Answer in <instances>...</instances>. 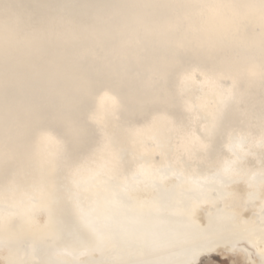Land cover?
Listing matches in <instances>:
<instances>
[{"label":"clouds","instance_id":"1","mask_svg":"<svg viewBox=\"0 0 264 264\" xmlns=\"http://www.w3.org/2000/svg\"><path fill=\"white\" fill-rule=\"evenodd\" d=\"M179 52L222 68L237 107L264 125V0H0V201L10 194L8 177L17 192L35 186L53 204L78 192L71 156L91 123L88 95L101 83L152 79ZM49 118L63 124L64 154L39 164L33 130ZM234 207L219 210L215 228L240 230ZM6 227L0 222V233ZM101 227L111 236L101 258L50 254L25 264H154L130 258L136 242L120 225Z\"/></svg>","mask_w":264,"mask_h":264},{"label":"bare ground","instance_id":"2","mask_svg":"<svg viewBox=\"0 0 264 264\" xmlns=\"http://www.w3.org/2000/svg\"><path fill=\"white\" fill-rule=\"evenodd\" d=\"M171 110H177L179 115ZM83 111L91 120L87 132L95 130L98 136L93 137L95 143L81 158L71 156L80 188L75 195L88 199L103 181L112 179L120 188L135 184V201L142 207L153 196V182H162L185 197L189 220L200 232L216 230L212 218L225 204H232L241 228L223 232L237 241L223 237L200 253L197 260L223 250L224 254L240 253L244 264H264V235L259 231L260 217L264 215V125L250 121L237 107L233 80L215 62H205L195 53L179 52L152 79L141 76L119 86L101 83L84 101ZM224 112L239 118L240 123L230 146L232 154L223 153V147L211 153L208 137ZM33 136L37 163L63 156L60 120L49 118L38 123ZM120 149L125 150V157L120 156ZM216 176L220 181L216 182ZM214 180L220 195L210 193L204 198ZM7 182L15 185L11 177ZM187 192L194 194L192 199L186 198ZM8 201L12 206L0 214V221L19 219L20 231L31 242L27 248H20L12 240L0 242V264L39 261L32 244L48 232L55 212L35 186L23 192L10 191L0 202ZM89 201L87 206L93 204ZM81 220L91 232L85 246L56 247L47 258L50 254L84 261L101 258L102 246L111 240L110 234L102 230L105 223L92 213H83ZM129 224V239H140L135 232L143 221Z\"/></svg>","mask_w":264,"mask_h":264},{"label":"water","instance_id":"3","mask_svg":"<svg viewBox=\"0 0 264 264\" xmlns=\"http://www.w3.org/2000/svg\"><path fill=\"white\" fill-rule=\"evenodd\" d=\"M171 111L175 116L179 115L177 110ZM237 119L228 113H223L222 119L217 122V127L208 137L211 153L223 147V153L232 154L230 146L236 140L235 131L240 125ZM97 136L95 130L88 131L81 143L73 150L72 156L81 158L82 154H85L95 143L93 137ZM119 154L125 157V150L120 149ZM62 177L61 172L58 173V182H63ZM217 178L216 176V182L220 181ZM216 182L215 180L210 182L208 191L203 194L204 198H208L210 193L215 197L220 195V187ZM135 186L133 184L120 188L117 183L109 179L100 184L101 188L89 193L88 199L75 195L72 191L70 194L66 191L62 193L63 198L58 204L48 200L49 206L55 212V221L48 227V232L43 237L34 240L32 246L37 252L36 259L39 261L47 259L48 253L56 247L66 246L75 249L85 246L91 232L81 220L83 213L98 216L105 225H120L122 235L128 239L131 234L129 223L134 220L137 223L143 221V224L136 228L135 234L140 239H135L136 247L130 255L134 259L153 261L154 264H178V262L196 264L199 254L207 251L223 237L237 241L234 237L226 235L223 230L198 231L196 225L189 220V203L174 187L166 186L162 182H153L150 191L153 196L141 207L135 201L133 188ZM11 191H16L15 185L11 184ZM89 200L93 201V204L87 206ZM5 203L0 202V214L12 206L11 201H8V205ZM7 221L4 223L7 226L6 230L0 233V242L12 240L16 241L20 248H27L26 244L29 245L31 241L20 231L19 219L16 218L8 223ZM91 231L95 233L94 230ZM107 236L105 235V238Z\"/></svg>","mask_w":264,"mask_h":264},{"label":"rangeland","instance_id":"4","mask_svg":"<svg viewBox=\"0 0 264 264\" xmlns=\"http://www.w3.org/2000/svg\"><path fill=\"white\" fill-rule=\"evenodd\" d=\"M198 264H244L240 253L224 254L220 250L210 256L201 257Z\"/></svg>","mask_w":264,"mask_h":264}]
</instances>
